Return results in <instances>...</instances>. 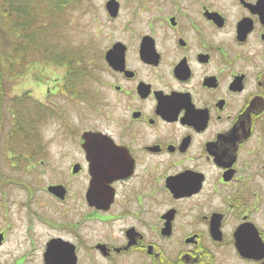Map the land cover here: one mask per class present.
Masks as SVG:
<instances>
[{"label":"flooded vegetation","instance_id":"af4514ba","mask_svg":"<svg viewBox=\"0 0 264 264\" xmlns=\"http://www.w3.org/2000/svg\"><path fill=\"white\" fill-rule=\"evenodd\" d=\"M126 3L89 49L95 118L11 131L0 264H264V0Z\"/></svg>","mask_w":264,"mask_h":264},{"label":"rangeland","instance_id":"374dc122","mask_svg":"<svg viewBox=\"0 0 264 264\" xmlns=\"http://www.w3.org/2000/svg\"><path fill=\"white\" fill-rule=\"evenodd\" d=\"M107 1L79 0L77 2V0H71L73 6L65 7L58 14L59 19L64 23L62 29L59 26L55 29L59 33L58 37L57 35L54 37L58 38L59 48L64 49L68 46L74 50L83 48V46L90 49L94 44L103 46L106 43L105 40L96 39V34L100 35L103 32L104 35L110 27H118L124 24L127 19L132 18L129 4L126 3V0H120L122 6L118 19L116 22L110 23V17L105 8ZM75 3L79 4L76 5ZM1 48L0 42V59L2 61ZM83 55L88 58L89 51ZM33 58V63H26L24 68L16 67L17 74L14 77L11 74L4 82L3 89H0V178L30 177L19 171L21 169L19 161L16 162V168H14L8 159L12 147V141L10 142L12 140L11 131L14 128L16 131L26 130L25 118H34V116L35 118H51L46 124L41 123L39 126V130L46 137L55 130H72L77 124L78 118H95V116H90V108L86 101H71L69 98L50 92H55L59 87L58 82L62 84L64 81L66 67L52 63L46 65L44 64L45 61L41 60L43 57L36 56ZM4 72L6 71L4 70ZM88 84L87 86H91L90 82ZM19 96H28L27 101H16V97ZM35 107L37 108L35 109ZM23 109L28 111L25 116L13 117L14 114L24 112ZM40 110L43 111L40 113ZM39 115L41 116L39 117ZM20 122L24 125L23 129L17 127ZM18 146H21L19 142L15 143V149ZM20 151L21 148L13 154H16L17 157L21 156Z\"/></svg>","mask_w":264,"mask_h":264},{"label":"trees","instance_id":"16d2710c","mask_svg":"<svg viewBox=\"0 0 264 264\" xmlns=\"http://www.w3.org/2000/svg\"><path fill=\"white\" fill-rule=\"evenodd\" d=\"M67 6H73L71 0H0V42L4 59H0V89L11 74L12 77L17 74L16 67L24 68L26 63H33V57L39 56L46 65L66 67L64 81L56 89L59 94L71 100L82 97L89 78V60L83 54L89 47L60 49L58 38H54L59 34L55 31L57 26L60 29L64 26L58 14ZM27 97H16V101H27ZM23 110L13 117L25 116L28 111ZM23 126L20 122L17 127L23 129Z\"/></svg>","mask_w":264,"mask_h":264},{"label":"water","instance_id":"95a60500","mask_svg":"<svg viewBox=\"0 0 264 264\" xmlns=\"http://www.w3.org/2000/svg\"><path fill=\"white\" fill-rule=\"evenodd\" d=\"M119 2L117 0H109L106 3V9L110 17L115 18L119 13Z\"/></svg>","mask_w":264,"mask_h":264}]
</instances>
